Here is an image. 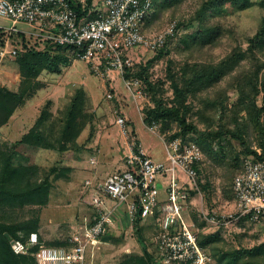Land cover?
Instances as JSON below:
<instances>
[{
  "label": "rangeland",
  "instance_id": "obj_1",
  "mask_svg": "<svg viewBox=\"0 0 264 264\" xmlns=\"http://www.w3.org/2000/svg\"><path fill=\"white\" fill-rule=\"evenodd\" d=\"M202 0H184L173 9L164 10L160 17L152 25L150 32L157 33L163 30L170 21L180 19L187 22L199 8ZM221 14H216L205 20L208 25L219 28V35L212 44L192 49H179L177 44L181 35L191 31L189 28H181L170 44L169 54L156 60L149 69L152 80L164 81L162 90L158 97L167 105L172 104L173 90L170 80L167 77L168 61L173 60L175 67H180L185 61L201 63H217L226 57L235 47L245 50L249 38L252 37L264 16V8L254 5L250 8L239 10L225 6ZM197 22H194V25ZM0 25L9 27L11 21L0 17ZM18 28H24L18 24ZM25 29V28H24ZM1 34V33H0ZM1 36V35H0ZM4 36V37H3ZM1 37L4 43L9 46H21L20 36L12 33L3 34ZM27 44L36 47H43L44 42L38 41L34 36L26 37ZM38 41V42H36ZM1 42V40H0ZM27 47V46H26ZM178 47V48H177ZM264 48V46H263ZM134 63H144L155 55L153 50L138 48L129 53ZM72 62L69 65H60V70L51 72L42 70L37 76V88L32 92L31 97H25L24 103L20 104L8 122L0 127V150L7 149L8 145L17 141L31 130L38 133L42 138L40 146H20V154L17 160L34 164L37 166L36 176L40 179L48 178L49 196L44 205H26L22 209L13 212L0 211V220L8 223L17 221H34L37 223V232L46 243L64 242L76 229L84 213L88 211V203L83 193V182L86 178L104 177L124 168L123 155L128 149V137L123 135L115 123L114 108H119L124 115L131 118L130 128L136 141L155 160H166V152L162 139H168L173 133H180V126L175 119L159 122L160 131L158 134L151 132L144 124L139 114L145 119L146 109L153 106L150 95L146 92L144 96L136 99L125 86L121 74L118 71H110L105 75L98 73L91 63L77 56H70ZM264 59V49L261 52ZM15 58L5 57L0 62V87L19 91L21 80L19 67ZM242 66L237 67L232 73L226 74L217 84L205 91L199 92L194 97L188 96V103L191 111L188 121L196 123L200 130H214L220 124L228 126L231 119L234 102L239 92L237 91L236 75L244 74L248 68V60L241 61ZM244 65V66H243ZM173 66V67H174ZM31 89L30 91H32ZM77 90H81L78 91ZM110 93L111 97H107ZM258 103H261L262 94L258 96ZM203 98V99H202ZM204 99L223 100L224 111L204 109L205 113L199 112L204 108ZM76 102V116L72 123V135L63 142L60 138L68 120L69 111L73 102ZM244 113L239 114L241 118ZM264 115V114H263ZM134 124V125H133ZM135 129V131H134ZM136 132V133H135ZM137 134V135H136ZM139 140H138V138ZM182 140L197 141L196 134L188 133L185 137L178 134ZM228 142H227V141ZM250 148L255 150L257 155L262 154L257 136L249 132ZM198 142V141H197ZM62 143L65 147H61ZM200 145V144H199ZM215 149L203 152L202 181H209L206 190L199 185L198 191H191L189 200L185 201V217L193 221L197 227L198 236L200 233L208 234L219 231L222 242L226 247H251L264 242L261 238L259 225L249 221L230 224L227 227L216 229L206 224L199 209L202 197L206 203L211 196V203L226 206V200L232 198L230 183L233 177L234 167L218 155L223 149L231 152V155L239 154L243 160L245 154L239 142L231 137L225 138L218 150ZM223 146V148H221ZM201 147V146H200ZM225 147V148H224ZM260 150V154L257 152ZM230 154V153H229ZM1 157V156H0ZM18 162V161H17ZM55 169V170H52ZM166 184L167 179L162 180ZM160 198H165V190L160 189ZM204 201V202H205ZM23 234L22 231L18 232ZM5 234L10 235L8 231ZM156 222L155 216L139 220L124 227L118 226L113 229L110 236L106 237L108 243L101 246V253L95 257L96 264H118L129 262L134 255H144L146 250L157 255L156 264H167L158 257V247L155 239ZM142 240V241H141ZM210 255L209 249L203 247ZM176 264V263H172ZM215 264L212 259V263Z\"/></svg>",
  "mask_w": 264,
  "mask_h": 264
},
{
  "label": "built area",
  "instance_id": "obj_2",
  "mask_svg": "<svg viewBox=\"0 0 264 264\" xmlns=\"http://www.w3.org/2000/svg\"><path fill=\"white\" fill-rule=\"evenodd\" d=\"M153 0H0V17L11 21L0 25L7 34L24 32L34 38L48 39L54 45H73L76 56L88 61L105 75L118 71L127 89L136 99L145 95L143 83L125 78V66L134 64L130 51L138 48L155 51L174 39L177 20L157 33H146L142 24ZM80 6V11L75 6ZM18 24L27 29L18 28ZM22 50L0 45V62ZM107 97H111L108 93ZM115 123L128 137L123 155L124 168L104 177L86 178L83 193L88 203L76 230L62 245L46 243L37 232L11 240L16 254L31 255L37 264H96L106 237L118 226L155 216L158 257L167 264H205L212 258L198 242L197 227L185 217V201L191 191L199 190L202 173L197 166L203 159L194 140L180 137L162 139L166 160H155L142 148L129 124V118L114 108ZM147 128L158 134L160 125L152 120ZM260 154L259 148L256 149ZM167 179L165 198H160V179ZM233 198L226 206L200 199L199 209L206 224L218 228L243 218L261 228L264 240V159L247 155L243 169L232 181ZM205 201V202H204Z\"/></svg>",
  "mask_w": 264,
  "mask_h": 264
},
{
  "label": "trees",
  "instance_id": "obj_3",
  "mask_svg": "<svg viewBox=\"0 0 264 264\" xmlns=\"http://www.w3.org/2000/svg\"><path fill=\"white\" fill-rule=\"evenodd\" d=\"M184 0H153L150 12L145 17L142 30L146 33H152L153 22L158 19L161 13L166 9H173ZM92 0H87L91 4ZM229 4L239 10L250 8L258 5L264 8V0H202L199 8L194 16L187 22L183 19H177V32L181 28H191L178 39L177 44L183 49H192L194 47H202L206 44H212L219 35V28L205 23L206 19L214 17L216 14H222L225 6ZM80 6L76 5L80 11ZM197 22L194 25V22ZM0 35L7 34L0 30ZM12 34V33H11ZM11 34H8L10 37ZM22 39L21 48L15 58L16 64L19 67L21 87L19 91H14L0 87V127L8 122L16 108L24 103V98L30 96L37 88V76L42 70L46 69L51 72L59 71L60 65H69L72 60L70 56H76V47L73 45H54L48 39L37 38L38 41H43V47L30 46L27 44V38L30 36L24 32L14 33ZM177 35V33H176ZM0 36V45H4V39ZM36 39V38H35ZM36 41V42H38ZM172 39L168 40L165 45L158 47L155 55L144 63H134L131 66H125V78H137L144 86L152 101L153 106L146 109L144 122L152 120L158 123L169 119H175L180 126V133H173L168 139L176 137L178 134L184 137L188 133H195L197 143L200 144L202 152L206 154L224 144L225 138L231 137L239 142L245 154L256 155L260 159H264V59L261 57L264 46V16L259 24L256 33L249 38L248 46L245 50L235 47L226 57L222 58L217 63H201L185 61L180 67H175L169 60L167 67V77L170 80V85L173 90L172 104L167 105L159 97L158 94L162 90L164 81L151 79L149 69L154 62L163 56L169 54L170 44ZM27 46V47H26ZM178 48V47H177ZM183 49H181L183 51ZM248 60V68L245 66L244 74L236 75L235 81L239 92L234 107L231 113V119L228 126L220 124L214 130H200L196 123L192 120L188 121V116L191 107L188 103V96H196L197 93L205 91L217 84L226 74L232 73L237 67L242 66V60ZM174 66V67H173ZM244 66V65H243ZM33 89L32 91H30ZM81 91V90H77ZM82 92V91H81ZM79 93V92H78ZM262 94L261 103H258V96ZM203 99V98H202ZM204 108L201 109V114L205 113L204 109L224 111L223 100L204 99ZM74 101L69 111L68 122L61 134L63 142L71 137V131L74 128L72 123L76 116ZM244 115L239 118V114ZM252 131L258 139L259 145L262 148V154L257 155L256 151L250 148L249 132ZM42 137L35 133L34 130L26 133L17 141L8 145L7 149L0 150V211L7 213L24 208L26 205H44L48 201L49 196V180L48 178L40 179L36 174L37 166L31 163L17 160V154H20V146L31 145L32 147L40 146ZM186 140V139H185ZM227 141V140H226ZM228 142V141H227ZM65 143V142H64ZM62 143L61 147H65ZM215 147V148H214ZM218 148V150H219ZM223 148V146L221 147ZM225 148V147H224ZM218 155L229 163L230 167H234L233 177H231L230 190L232 192V181L236 174L243 169V160L239 159V154L231 155L225 149L220 151ZM230 153V154H229ZM18 161V162H17ZM203 162L197 166L202 173ZM55 170V169H52ZM199 182L202 189L206 190L209 186V181L204 183ZM193 192V191H192ZM191 192V193H192ZM230 198V199H232ZM211 203V196L208 197ZM246 221V218L241 219L237 223ZM139 222V220L135 221ZM224 226L216 229L223 228ZM37 223L34 221H17L8 223L4 219L0 220V264H37L35 258L31 255L16 254L12 251L10 242L14 238H19V231L23 237L29 236L32 232H37ZM8 231L10 235H6ZM38 233V232H37ZM41 237V236H40ZM66 241V240H65ZM48 243L51 245H62L65 243ZM142 241V240H141ZM198 242L202 247L209 249L211 258L215 264H264V242L253 245L251 247H226L222 242V236L219 231L204 234L200 233ZM156 253L146 250L144 255H134L129 262L118 264H156ZM188 264V263H186ZM211 264V263H205Z\"/></svg>",
  "mask_w": 264,
  "mask_h": 264
},
{
  "label": "crops",
  "instance_id": "obj_4",
  "mask_svg": "<svg viewBox=\"0 0 264 264\" xmlns=\"http://www.w3.org/2000/svg\"><path fill=\"white\" fill-rule=\"evenodd\" d=\"M24 28L25 29H27V26H25L24 25ZM139 116H140V118L143 120V122H144V119H143V117H142V114H139ZM129 121H131V118L129 119ZM130 124V123H129ZM144 124H145V122H144ZM134 125V124H133ZM131 126V125H130ZM134 131H135V129H134ZM136 133V132H135ZM137 135V134H136ZM138 138V137H137ZM138 140H139V138H138ZM139 142H140V140H139ZM142 146V145H141ZM143 149H144V151L149 155V156H151L146 150H145V148L144 147H142ZM152 157V156H151ZM153 158V157H152ZM154 159V158H153ZM162 178L160 179V187L162 188V189H164L165 188V184H163V182H162Z\"/></svg>",
  "mask_w": 264,
  "mask_h": 264
}]
</instances>
